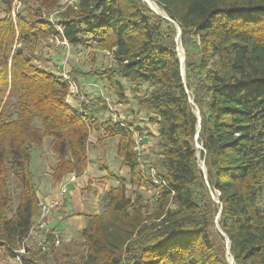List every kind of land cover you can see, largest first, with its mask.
I'll use <instances>...</instances> for the list:
<instances>
[{
  "label": "trees",
  "instance_id": "1",
  "mask_svg": "<svg viewBox=\"0 0 264 264\" xmlns=\"http://www.w3.org/2000/svg\"><path fill=\"white\" fill-rule=\"evenodd\" d=\"M150 1L170 21L142 0H77L59 12L58 33L44 20L19 13L12 20L13 0H0L6 14L0 19V252L5 257L14 258L23 246L39 211L31 147L51 140L58 161L54 183L69 174L79 178L89 165L95 127L118 138L116 156L129 169L130 184L156 189L154 207L146 211L139 196L132 201L124 180L110 174L117 187L107 192L105 209L85 216L79 231L85 255L66 264H229V257L233 264H264V0ZM51 35L73 47L91 42L107 52L114 68L94 76L120 75L153 89L138 101L154 113L150 123L157 131L159 165L146 171L135 151L134 135H143L132 122L95 126V116L107 110L104 98H92L93 109L84 107V117H76L66 102L68 84L16 48ZM10 176L20 189L15 209ZM47 245L46 254L57 262L58 247L51 240ZM43 261L29 252L21 264Z\"/></svg>",
  "mask_w": 264,
  "mask_h": 264
},
{
  "label": "rangeland",
  "instance_id": "2",
  "mask_svg": "<svg viewBox=\"0 0 264 264\" xmlns=\"http://www.w3.org/2000/svg\"><path fill=\"white\" fill-rule=\"evenodd\" d=\"M77 0H13L10 15L15 20L19 13L23 17H29L36 20L49 22L55 30L60 33L57 24L59 12L67 6L73 5ZM154 4V3H153ZM52 5V6H50ZM154 4V11L160 15L164 13ZM5 7L0 2V19L5 17ZM161 12V13H159ZM89 39V37H86ZM21 47L24 54L32 59V64L46 72L51 73L65 82H70L73 89L69 93L70 98L66 102L73 107L77 104L88 110L93 109L92 98L102 97L107 104V110L100 112L95 116L97 125H112L123 122H132L134 128L140 129L142 137L134 135L141 141L140 154L141 162L147 169L153 165H159L161 157L156 149L157 131L155 125L150 123V118L154 113L147 105H140L139 99L150 96L153 89L148 84H130L120 75H115L114 80H109L105 75L94 76V73H104L114 68L113 60L107 52L97 50L96 46L88 42L87 46L73 47L65 40L55 36H50L38 42L28 44H18L16 48ZM179 53L184 56V49L178 44ZM184 73V63H183ZM61 77V78H60ZM66 82V83H67ZM68 84V83H67ZM84 103V104H83ZM10 104H15L11 101ZM9 108L7 113H13ZM35 127L39 123L35 122ZM114 127V126H113ZM112 133V132H111ZM140 139V140H139ZM117 137L111 136L105 132V129L98 130L93 128L90 131L89 147L87 151L89 165L86 171V178L90 184L84 185L81 192H86L94 199L91 214L99 215L107 205L106 194L110 188L117 187V183L110 174L121 177L124 180L127 196L133 201L137 196L141 197L146 211L151 212L154 207L156 189L138 188L130 184L129 169L123 166L121 160L117 158ZM50 139H45L41 148L31 147V173L36 187L37 194L42 192V188L49 190L55 186L52 175L57 166V156L51 151ZM201 164V163H200ZM145 173L148 175V172ZM148 177H151L149 175ZM62 182L58 183L60 186ZM19 186L14 177H9L8 194L11 200L12 209H15L19 198ZM42 194V193H41ZM65 201V200H64ZM87 202V200H84ZM97 201V202H96ZM48 202V201H44ZM91 203V202H90ZM88 203V204H90ZM64 207V206H63ZM62 209V208H61ZM56 211L58 213L61 211ZM61 215L64 213L61 212ZM61 239L57 246V262L48 254L39 253L34 244L26 243L24 247H29L30 253H37L44 260L41 264H66L67 262H79L85 255L86 248L79 232H74L72 236L66 237L65 234L56 231ZM71 237V238H70ZM27 247V248H28ZM35 251V252H34ZM229 260V258H228ZM0 264H15L13 258L5 257L0 252Z\"/></svg>",
  "mask_w": 264,
  "mask_h": 264
},
{
  "label": "crops",
  "instance_id": "3",
  "mask_svg": "<svg viewBox=\"0 0 264 264\" xmlns=\"http://www.w3.org/2000/svg\"><path fill=\"white\" fill-rule=\"evenodd\" d=\"M87 170L88 167L86 171ZM86 171L82 177L77 178L69 174L61 181L66 184L67 194L61 211L53 213L47 220V226L50 230L59 231L65 234L66 237H69L72 236L74 232H79L86 225L87 220L85 216H95V214L90 213L93 209L90 205H96V203L92 202L94 199L90 198L92 196L87 195L86 192H81V190L85 188L84 185L88 186L90 184V182H88L89 177L85 180ZM41 190L42 194H38L40 203L54 199L58 195L59 185L55 183V186L51 189L49 188V190H44L42 188ZM84 200H87V202ZM61 212L64 214L61 215Z\"/></svg>",
  "mask_w": 264,
  "mask_h": 264
},
{
  "label": "built area",
  "instance_id": "4",
  "mask_svg": "<svg viewBox=\"0 0 264 264\" xmlns=\"http://www.w3.org/2000/svg\"><path fill=\"white\" fill-rule=\"evenodd\" d=\"M67 83L69 86V93H72L71 90L73 89V87L70 84V82ZM70 96L71 95H68L67 98L69 99ZM72 112L76 117L81 119L85 115L83 109L78 104L76 107H73ZM135 141H136L135 151L139 153L140 146H142L140 143L141 141H138L136 137H135ZM66 194H67L66 184L63 183L59 186L58 195L54 199H51L48 202H41L39 204V211L35 217L28 238L24 241L23 246L14 254L13 260L15 261V264H21L22 257L29 255V247L28 246L24 247L26 243L30 242L31 244L34 245L36 244L35 245L36 250L39 253H44V254L48 253L49 249L47 242L49 240H51L55 246H58L61 243V239L59 235L55 231L50 230L48 228L47 220L53 213L59 211L62 208Z\"/></svg>",
  "mask_w": 264,
  "mask_h": 264
},
{
  "label": "water",
  "instance_id": "5",
  "mask_svg": "<svg viewBox=\"0 0 264 264\" xmlns=\"http://www.w3.org/2000/svg\"><path fill=\"white\" fill-rule=\"evenodd\" d=\"M145 4H147V6L149 7V9L151 10V11H153L155 14H157V15H160V14H158L156 11H154V9H153V7L151 6V4L150 3H152L150 0H142ZM160 16H162L163 18H165V19H167V20H169L167 17H165L164 15H160ZM170 21V20H169ZM180 35H181V30L177 27V38H176V41H177V43L179 44V40H180ZM178 57H179V60H180V67H181V76H182V78H184V73H183V63H184V58H183V56L180 54V53H178ZM189 102H190V104H192L193 105V102H192V100L191 99H189ZM196 115H197V119H198V128H199V123H200V117L198 116L199 114H198V112L196 113ZM196 139L198 138V135H196V137H195ZM198 149H200L201 150V147L199 146V145H197L196 146ZM200 168H201V170H202V172L204 173V179L206 180V176H205V169H204V164H203V162H201V164H200ZM207 183V182H206ZM218 203V202H217ZM220 212H221V210H220ZM219 217H220V213L218 214V216H217V218H216V227H217V229H218V223H217V220L219 219ZM221 233V232H220ZM221 235L222 236H224L223 235V233H221ZM229 248H230V243H229V240L228 239H226V249H227V257H229V255H230V253H229ZM229 264H233V259L231 258V257H229Z\"/></svg>",
  "mask_w": 264,
  "mask_h": 264
},
{
  "label": "bare ground",
  "instance_id": "6",
  "mask_svg": "<svg viewBox=\"0 0 264 264\" xmlns=\"http://www.w3.org/2000/svg\"><path fill=\"white\" fill-rule=\"evenodd\" d=\"M150 4H151V6H152V7H154V4H153V2H152V3H150ZM156 7H157V6H156ZM154 8H155V7H154ZM159 13H161V12H159Z\"/></svg>",
  "mask_w": 264,
  "mask_h": 264
}]
</instances>
